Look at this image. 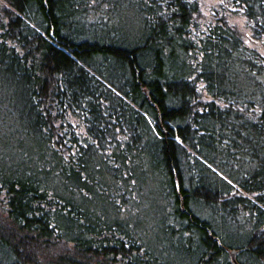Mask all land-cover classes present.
Listing matches in <instances>:
<instances>
[{
  "label": "trees",
  "instance_id": "trees-1",
  "mask_svg": "<svg viewBox=\"0 0 264 264\" xmlns=\"http://www.w3.org/2000/svg\"><path fill=\"white\" fill-rule=\"evenodd\" d=\"M223 1L249 40L225 4L0 0V264H264V0Z\"/></svg>",
  "mask_w": 264,
  "mask_h": 264
},
{
  "label": "rangeland",
  "instance_id": "rangeland-1",
  "mask_svg": "<svg viewBox=\"0 0 264 264\" xmlns=\"http://www.w3.org/2000/svg\"><path fill=\"white\" fill-rule=\"evenodd\" d=\"M197 1H199L201 5L203 17L200 20L201 23L203 24L212 21L213 15H216L214 11H216V9L222 10V7L225 4L223 0H197ZM225 6H224L225 9L229 11L228 13H226V15L230 23L235 25L245 35L246 39L249 40L251 37V26L247 18L239 11L228 9L230 6H227V4H225ZM222 11L225 10L223 9ZM257 46L261 49L262 53L264 54V42L257 44Z\"/></svg>",
  "mask_w": 264,
  "mask_h": 264
},
{
  "label": "water",
  "instance_id": "water-1",
  "mask_svg": "<svg viewBox=\"0 0 264 264\" xmlns=\"http://www.w3.org/2000/svg\"><path fill=\"white\" fill-rule=\"evenodd\" d=\"M236 254H237V250H232V251H231L232 259H233V261H235V262H236Z\"/></svg>",
  "mask_w": 264,
  "mask_h": 264
}]
</instances>
